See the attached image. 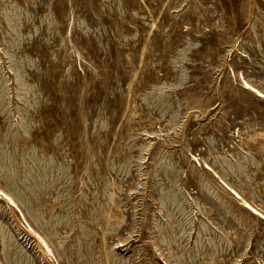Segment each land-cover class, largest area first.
Here are the masks:
<instances>
[{"label": "rangeland", "instance_id": "374dc122", "mask_svg": "<svg viewBox=\"0 0 264 264\" xmlns=\"http://www.w3.org/2000/svg\"><path fill=\"white\" fill-rule=\"evenodd\" d=\"M243 81L264 0H0V264H264Z\"/></svg>", "mask_w": 264, "mask_h": 264}, {"label": "bare ground", "instance_id": "6f19581e", "mask_svg": "<svg viewBox=\"0 0 264 264\" xmlns=\"http://www.w3.org/2000/svg\"><path fill=\"white\" fill-rule=\"evenodd\" d=\"M242 80H243V79H242ZM243 83H244L245 89L250 90V91H251L252 93H254L256 96L261 97V98L264 99V93H263V92H261L260 90H258V89L255 88V87H253L252 85H250V84L247 83L246 81H243L242 84H243ZM224 186H225L226 188H228V189L230 190V192H231L232 194H234V196H235L236 198L241 199V197L239 196V194H238L234 189L230 188V187L227 186L225 183H224ZM10 200H11V199H10ZM242 202H243L244 206H245L246 208H248L249 210H251L254 214H257V215H259L260 217L264 218V216H263L261 213H259L255 208H253L248 202H246V201L243 200V199H242ZM45 248H46V250H47L48 252H50V250H49V248H48V246H47L46 244H45Z\"/></svg>", "mask_w": 264, "mask_h": 264}]
</instances>
